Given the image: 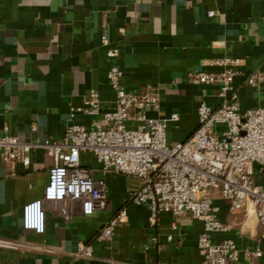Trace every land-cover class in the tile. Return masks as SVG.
<instances>
[{"label": "crops", "instance_id": "0c3cea01", "mask_svg": "<svg viewBox=\"0 0 264 264\" xmlns=\"http://www.w3.org/2000/svg\"><path fill=\"white\" fill-rule=\"evenodd\" d=\"M114 48L123 86L158 93L160 111L147 115L179 116L168 126L171 144L196 131L201 103H223L219 88L188 80L197 73H223L213 61L242 62L233 80L242 112L264 106V89L246 84L249 75L264 72V0H0V132L8 128L22 142L37 143L62 139L71 123L90 128L94 117L77 110L91 92L98 93L103 112L116 105L107 58ZM128 126L138 123L131 120ZM11 166L0 154V238L22 246L0 248V264L203 263L202 221L182 217L174 230L173 217L161 213L152 224L150 211L130 201L141 182L104 172L90 151L81 153V166L106 183V209L84 215L78 202H46L45 232L24 230V207L44 197L53 159L34 149L29 167ZM253 176L264 189V170L254 166ZM215 205L229 231L213 233L212 240L237 244L241 257L234 264H264V258L251 263L244 256L263 244L254 210L231 213L220 197ZM124 208L127 222L111 241H100L103 228ZM80 245L92 249L91 258L77 257Z\"/></svg>", "mask_w": 264, "mask_h": 264}, {"label": "built area", "instance_id": "2783aa9c", "mask_svg": "<svg viewBox=\"0 0 264 264\" xmlns=\"http://www.w3.org/2000/svg\"><path fill=\"white\" fill-rule=\"evenodd\" d=\"M213 15V13H211ZM104 44L108 41L104 38ZM111 63L108 80L117 93L113 111L103 112L98 93L91 92L85 107L77 111L94 117L90 128L71 123L62 139L37 143L22 142L10 135L9 129L0 132V154L11 169L17 163L31 164V152L43 149L53 159L50 179L44 197L28 203L23 210V228L42 234L46 230L45 203L78 202L84 215L104 210L108 204V189L103 180H95L81 166V153L92 152L104 172H113L138 179L141 186L132 192L130 201L145 206L155 224L161 213L176 221L190 216L204 223L199 237L202 264H234L241 252L232 241L214 242L213 233H225L229 227L218 218L215 198L229 205L231 213L247 212L251 207L261 228L262 245L247 250L244 256L252 261L264 258V189L256 183L254 166L264 170V106L242 112L239 93L233 80L242 62L223 59L210 64L224 67L221 74L197 73L188 80L219 88L223 103L212 107L206 102L198 109L199 126L184 142L168 141V126L179 121L177 114L168 118H151L148 111L159 112L158 93L145 87L127 90L122 84L123 71L119 66V50L107 51ZM246 84L264 89V72L249 75ZM75 112V111H74ZM135 121L134 129L128 126ZM63 214L70 219L69 212ZM128 220L122 209L103 228L99 240L111 241L116 228ZM21 244L0 238V248L16 251ZM78 258H91L92 249L80 245ZM254 264V262L252 263Z\"/></svg>", "mask_w": 264, "mask_h": 264}]
</instances>
